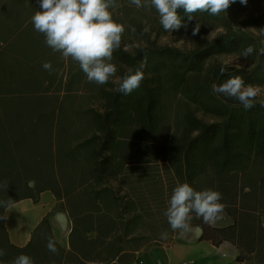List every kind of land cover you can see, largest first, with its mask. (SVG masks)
I'll return each instance as SVG.
<instances>
[{
	"label": "trees",
	"instance_id": "1",
	"mask_svg": "<svg viewBox=\"0 0 264 264\" xmlns=\"http://www.w3.org/2000/svg\"><path fill=\"white\" fill-rule=\"evenodd\" d=\"M239 1L216 16L193 14V19L202 15L219 21L224 31L189 51L148 44L131 52L121 43L113 61L128 69L146 61L144 79L128 95L117 92L116 83L104 91L99 109L76 103L68 90H57L64 84L63 73L58 75L61 56L44 43L31 22L39 10L38 0H0V183L8 185L0 187V201L35 199L49 189L66 199L74 222L85 215L88 229L124 227L123 235L113 236L106 250L66 251L57 245L54 253L47 247L9 245L14 253L8 250L0 256V264H10L20 254L30 256L35 264H88L116 256L112 247L117 240L119 247L123 241L126 248L154 244L162 235L135 229L151 226L156 232L165 227L170 231L163 213L172 189L183 182L196 190L221 192L225 211L234 219L219 228L193 214L191 224L202 227L201 238L215 244L229 240L240 248L239 260L255 255L256 264H264V107L256 98L254 107L244 109L212 91L213 83L232 75L241 76L246 84L264 85V12L241 20ZM126 2L130 0H116V5ZM232 6L237 7L234 12ZM180 15L187 20L182 10ZM249 45L255 51L246 65L216 64L200 75L211 55L242 56ZM45 61L51 62V73L42 67ZM164 80L169 82L167 88ZM165 90L218 120L205 123L187 106L176 123L177 129L182 128L176 135L173 123L167 121ZM6 207L0 205V216ZM0 229L8 240L4 220ZM98 234L93 244L103 240ZM75 236L76 229L72 243ZM80 240L86 244L83 237ZM0 249L6 253L5 247ZM129 257L126 253L125 262Z\"/></svg>",
	"mask_w": 264,
	"mask_h": 264
},
{
	"label": "clouds",
	"instance_id": "2",
	"mask_svg": "<svg viewBox=\"0 0 264 264\" xmlns=\"http://www.w3.org/2000/svg\"><path fill=\"white\" fill-rule=\"evenodd\" d=\"M234 0H130L137 8H154L159 14V22L165 31L187 29L193 21V14L207 12L209 15H219L225 12ZM246 4L247 0H240ZM39 10L31 17L34 30L44 36V43L54 52L59 53L64 60L77 63L85 74L87 81L97 85L109 83L116 78L117 92L128 95L140 87L144 79L146 61L140 66L129 68L123 76H117L118 68L113 63V53L120 49L122 34L125 32L123 24L113 19L111 9H114L116 0H38ZM183 11L187 20H183L180 11ZM133 32L135 28L131 29ZM145 31H148L145 28ZM199 32L195 27L192 35ZM255 49L249 45L242 52L247 59ZM264 54V49L261 50ZM42 67L51 73L50 61L42 63ZM225 69L221 68V74ZM212 91L218 96L237 101L244 109L255 106V99L259 88L246 84L239 75L229 76L222 83H213ZM264 107V100L259 101ZM7 181L0 183V187L7 188ZM222 193L212 188L196 190L188 182L178 183L171 192L168 206L163 215L167 218L172 231H180L183 235L191 230L193 214L195 218H202L207 224L220 221L225 213V204L222 203ZM12 201H0V205L10 207ZM0 216V220H6ZM167 232L162 233L166 238ZM50 252H56L54 242L47 244ZM6 253L0 249V256ZM10 264H35V261L26 254H20Z\"/></svg>",
	"mask_w": 264,
	"mask_h": 264
},
{
	"label": "crops",
	"instance_id": "3",
	"mask_svg": "<svg viewBox=\"0 0 264 264\" xmlns=\"http://www.w3.org/2000/svg\"><path fill=\"white\" fill-rule=\"evenodd\" d=\"M61 60L58 75L64 74L65 69L69 68L72 62L70 59L64 60L62 57ZM74 74H79V71ZM56 81L58 82V80ZM60 87H57V90L66 91ZM51 88L53 91L56 89L55 86ZM67 90L73 91L72 89ZM31 185L34 186L35 183L32 182ZM10 208L12 209L9 216ZM3 216L7 217L4 220V225L8 233V245L16 248L40 247L45 249L48 242L54 240L57 243L55 247L58 245L66 251H71L72 247H84L85 249L86 247H97L95 251L106 250L108 244L113 240V236L118 237L124 233V227H119L118 224L110 230L101 228L100 232L96 229H88L85 215L77 217L74 222L67 209L66 199L58 198L49 189L42 191L35 199L24 198L13 202L10 207H6ZM45 218L48 223H44ZM233 222L234 219L225 211L222 219L211 225L222 228L233 224ZM152 228L154 229L146 230V226L138 227L135 231H152L159 235L168 231L166 227L165 229L161 228L159 232L155 231V227ZM74 229L77 230L78 236L73 237L72 243L71 235ZM168 229L170 231L167 232L166 238L160 237L154 241V244L151 242L152 245L148 243L142 247L126 248L123 241L120 242L121 247H119L117 240L115 247H112V250L115 248L118 251L116 256L112 255L106 261L100 262L91 260L88 264H182L185 261L191 264H253L249 259L239 260L241 250L229 240L215 244L212 240L202 239L203 229L200 225L191 224V230L183 235L179 230L172 231L170 227ZM98 233L103 237V240L93 244L92 241L99 235ZM80 236L85 239L86 244L81 243ZM32 241L34 242L32 243ZM5 248L6 254H8V250L12 254L14 253L12 247ZM126 253L131 254L132 257H129L130 260L125 262Z\"/></svg>",
	"mask_w": 264,
	"mask_h": 264
},
{
	"label": "rangeland",
	"instance_id": "4",
	"mask_svg": "<svg viewBox=\"0 0 264 264\" xmlns=\"http://www.w3.org/2000/svg\"><path fill=\"white\" fill-rule=\"evenodd\" d=\"M125 5L122 4L121 7H115L112 9V13L115 18H118L119 23L123 24L125 27L121 43L124 48L131 52H134L138 47L148 44H169L181 48L184 51H189L202 46L204 39L212 40L219 33L224 31V28L219 21L206 18L202 15H195L193 21L188 24L187 29L181 28L174 32L165 31L159 22V14L154 8H137L130 2H126ZM123 7H125V10H122ZM238 8L239 19L244 20L251 14L264 12V0H247L246 4L241 3V6ZM236 9L237 7L232 6L233 12ZM195 27H199V32L196 35H192V31ZM132 28H135L134 32L131 30ZM145 28H147L148 31H145ZM246 29L251 30V28L247 27ZM112 62L115 63L118 68L117 76H121L120 74L123 70H128L127 66H122L115 61ZM246 63V59L238 54H213L205 61L203 71L200 75L206 74L208 70L216 64L243 66L246 65ZM78 71L79 74H74ZM81 71L79 65L72 61L69 68L67 67L63 74L64 84H62L61 89H72L73 91L70 92V94L72 95V100L76 103H82L86 106L88 105L101 109L104 105L103 93L104 91L113 88L116 84V78L113 77L112 80L105 85H97L96 83L88 82L85 74ZM68 82L69 84H67ZM168 84L169 82L164 80L163 87L167 88ZM254 86L259 88V94L256 98L264 100V85ZM166 92L168 96L166 99L167 121L173 123L174 133L178 135L182 128L177 129L176 123L182 120V116L186 112V107L189 106V104H186L177 94L174 95L173 92L165 90V94ZM178 101L182 102L179 103ZM189 107L195 117H198L205 123H213L218 120L212 115L204 112L195 104H190ZM12 208L9 209V216ZM149 229L153 230L154 228L146 227V230ZM8 246V240L6 239L3 230L0 229V247ZM249 261L256 264L255 255H251Z\"/></svg>",
	"mask_w": 264,
	"mask_h": 264
},
{
	"label": "built area",
	"instance_id": "5",
	"mask_svg": "<svg viewBox=\"0 0 264 264\" xmlns=\"http://www.w3.org/2000/svg\"><path fill=\"white\" fill-rule=\"evenodd\" d=\"M182 264H191V263L185 261V262H183Z\"/></svg>",
	"mask_w": 264,
	"mask_h": 264
},
{
	"label": "bare ground",
	"instance_id": "6",
	"mask_svg": "<svg viewBox=\"0 0 264 264\" xmlns=\"http://www.w3.org/2000/svg\"><path fill=\"white\" fill-rule=\"evenodd\" d=\"M33 216V215H32Z\"/></svg>",
	"mask_w": 264,
	"mask_h": 264
}]
</instances>
